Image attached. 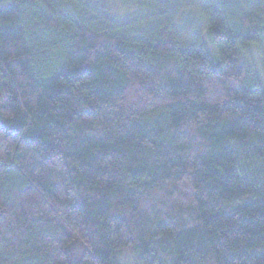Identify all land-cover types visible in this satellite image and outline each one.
<instances>
[{
    "label": "trees",
    "instance_id": "trees-1",
    "mask_svg": "<svg viewBox=\"0 0 264 264\" xmlns=\"http://www.w3.org/2000/svg\"><path fill=\"white\" fill-rule=\"evenodd\" d=\"M0 264H264V0H0Z\"/></svg>",
    "mask_w": 264,
    "mask_h": 264
},
{
    "label": "rangeland",
    "instance_id": "rangeland-1",
    "mask_svg": "<svg viewBox=\"0 0 264 264\" xmlns=\"http://www.w3.org/2000/svg\"><path fill=\"white\" fill-rule=\"evenodd\" d=\"M203 33V35L206 37V33L205 32H202ZM253 60H254V63H255V65H256V69L260 72L261 71V66H260V62L258 61V58L256 57V54L254 53V55H253Z\"/></svg>",
    "mask_w": 264,
    "mask_h": 264
},
{
    "label": "bare ground",
    "instance_id": "bare-ground-1",
    "mask_svg": "<svg viewBox=\"0 0 264 264\" xmlns=\"http://www.w3.org/2000/svg\"><path fill=\"white\" fill-rule=\"evenodd\" d=\"M262 68V67H261ZM261 76H259V78H260ZM260 85V84H259Z\"/></svg>",
    "mask_w": 264,
    "mask_h": 264
}]
</instances>
